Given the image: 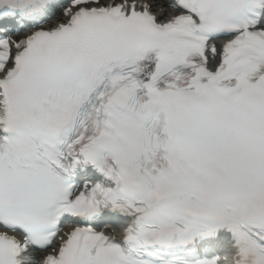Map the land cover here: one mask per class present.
<instances>
[{"label":"snow or ice","instance_id":"1","mask_svg":"<svg viewBox=\"0 0 264 264\" xmlns=\"http://www.w3.org/2000/svg\"><path fill=\"white\" fill-rule=\"evenodd\" d=\"M0 264H264V0H0Z\"/></svg>","mask_w":264,"mask_h":264}]
</instances>
